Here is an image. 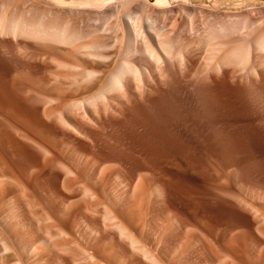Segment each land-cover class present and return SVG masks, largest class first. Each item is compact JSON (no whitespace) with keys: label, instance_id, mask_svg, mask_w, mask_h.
Segmentation results:
<instances>
[{"label":"rangeland","instance_id":"374dc122","mask_svg":"<svg viewBox=\"0 0 264 264\" xmlns=\"http://www.w3.org/2000/svg\"><path fill=\"white\" fill-rule=\"evenodd\" d=\"M2 13L77 39L0 35V264H152L116 223L157 264H264V54L217 68L210 51L260 37L264 0ZM234 21L249 26L205 42Z\"/></svg>","mask_w":264,"mask_h":264},{"label":"bare ground","instance_id":"6f19581e","mask_svg":"<svg viewBox=\"0 0 264 264\" xmlns=\"http://www.w3.org/2000/svg\"><path fill=\"white\" fill-rule=\"evenodd\" d=\"M235 22L236 21H234V23L232 22V25H230L231 23L230 24L226 23V25H225L224 22H223V24L216 23L218 25H214L213 24V26L210 24L211 27L209 29H207L208 32H207V35H206L207 37L205 39V42L208 43V42L211 41L213 43V41H215V39H218V38L223 39V37L224 38L227 37L228 34H230V35H231V33L234 34V32H238L241 29H246L249 26L246 23V21H245V23H241V22L240 23H235ZM262 33L264 34V31L261 32V34ZM261 34H259V35H261ZM263 34L261 36H263ZM0 35H2V36L11 35L14 38L15 37H19V36H29V37H33V38H36V39H42V40H44V39H50L52 41L53 40H57V41H61V43H63L62 41H65L66 44H68L67 42L71 43V41L73 39H74L73 41H75V38L77 39V35L75 33H72L67 27L49 26V25H44L42 23L28 22V21H26L23 18L9 17L8 15H6L4 13H2L0 15ZM143 35L145 36V34H143ZM254 35H253V37H255ZM253 37H252V40L255 39V38L253 39ZM260 37L257 34V38H256V40L254 42L247 41L245 44H243L244 42L241 41V43H242L241 45H240V43H236V45L238 44V46L234 45V47L231 46V48L228 46L226 48H229V49H227V51H225V52H224L225 46L223 47L221 45L223 43L220 41L221 44H218L219 45L218 47H216L214 50L210 49V51H214L213 54L214 53L215 54L216 53H220V54L223 53L224 54V55L222 54V57L220 56L221 58L216 62V65H217L216 67L219 68L220 65L222 66L223 64L224 65H226V64H229V65L230 64H238V63L240 64V63H243L245 61H248L250 59L251 55L254 52L253 49H254L255 46L257 47V50H259V52L263 51V54H264V38L263 37L260 38ZM142 38H144V37L142 36ZM145 39L147 40L146 36H145ZM221 39H218V40H221ZM218 40H216V41H218ZM244 41H246V40H244ZM149 43H150L149 41L148 42L144 41L146 53H147V51H148V53H151V56L152 55L154 56V57L152 56L153 59L155 60V58H156V59H158V62H159L160 61L159 59L161 58L160 55H159L160 53H157V51H155V48L153 49V46L150 45ZM168 43H170V42L168 41ZM253 43H254V46H253ZM208 45H209V43H208ZM215 46H217L216 43H215V45H213V47H215ZM163 47L166 48V49H170L169 48V44H164ZM252 50H253V52H252ZM171 51H173V49ZM165 52H168V51L166 50ZM123 68L124 69L126 68L127 72H132V73L136 74L134 67L130 69L129 67L127 68V67L123 66ZM124 69L121 70V72L124 71ZM119 71H118V73H119ZM136 71H138V70H136ZM118 73H117V75H115V78L113 79V81H114V85H118L119 86L121 84V80H122L123 75L124 74L127 75L129 73H126V70L123 73H119V74ZM112 219H113V217H112ZM111 222H113V221H111ZM116 227L118 228V231L120 230L119 232L122 233L121 236L122 237L124 236L125 238H127L126 240H128L130 242V244H131L130 246L131 247L133 246L135 249L140 251V253H141L140 255H142V257H145L152 264L159 263V261L156 262L157 260L154 259V257L149 254V251L147 252L146 249H145V251L142 249L143 246H142V248L137 246L139 244L138 241L135 240L136 238H134V236L130 234L131 232L128 233L129 231L126 228H124L123 225H120V224L117 225V223H116ZM4 245L5 244H3V246ZM154 260H156V261H154Z\"/></svg>","mask_w":264,"mask_h":264}]
</instances>
